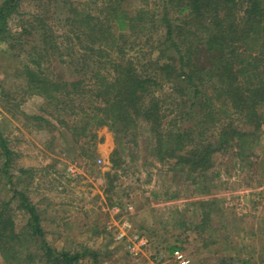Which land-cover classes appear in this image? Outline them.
I'll list each match as a JSON object with an SVG mask.
<instances>
[{"label": "rangeland", "instance_id": "1", "mask_svg": "<svg viewBox=\"0 0 264 264\" xmlns=\"http://www.w3.org/2000/svg\"><path fill=\"white\" fill-rule=\"evenodd\" d=\"M83 1L24 0L20 15L8 23L12 38L0 41V138L13 153L10 165L0 170V198L14 195L16 229L23 230L29 218L20 208L22 194L40 214L46 244L79 253L75 264H181L171 247H180L187 264H264V124L255 143L249 139L240 151L227 146L216 152L213 167L197 176L174 159H158L147 125L134 136L87 123L84 109L95 110L89 92H71V100L64 96L67 89L56 91L64 103L29 94L22 74L26 64L37 62L54 82L81 76L86 84L93 60L103 61L76 36L59 38L60 45H53L62 54L48 56L36 32L24 33L38 13L56 34L69 33L68 4ZM95 1L84 9L96 8ZM119 4L133 9L136 1ZM154 40H129L128 55L138 69L158 56L150 51ZM195 46L193 67L208 68L217 52ZM75 57L84 66L77 67Z\"/></svg>", "mask_w": 264, "mask_h": 264}, {"label": "trees", "instance_id": "2", "mask_svg": "<svg viewBox=\"0 0 264 264\" xmlns=\"http://www.w3.org/2000/svg\"><path fill=\"white\" fill-rule=\"evenodd\" d=\"M23 1L0 0V41L12 38L8 23L20 15ZM92 1L68 4L69 33L56 34L39 13L24 33L36 32L42 53L48 56L62 54L61 47L53 45L56 41L60 45L59 38L70 41L76 36L81 43H90L87 50L103 61L93 60L96 69L92 66L94 73L86 84L81 76L54 82L37 62L26 64L22 74L28 78L29 94L64 103L56 91L67 89L64 96L71 100V92L75 96L89 92L95 110L84 109L87 123L100 122L134 136L147 125L158 159H174L175 165H187L197 176L213 167L216 152L227 146L240 151L249 139L255 143L264 124V0H135L133 9L122 8L121 0H96V8L86 11ZM147 37H155L150 51L162 62L155 59L138 69L127 45L132 38L141 43ZM191 41V47H185ZM195 45L217 52L208 68L193 67ZM72 61L84 66L79 58ZM196 71H205L204 77ZM0 149L4 156L0 170H6L13 153L2 137ZM20 197V208L29 212L23 230L16 229L13 219L14 195L7 201L0 198L3 263L75 264L81 255L50 248L43 239L38 210ZM177 250L180 247L170 248Z\"/></svg>", "mask_w": 264, "mask_h": 264}, {"label": "built area", "instance_id": "3", "mask_svg": "<svg viewBox=\"0 0 264 264\" xmlns=\"http://www.w3.org/2000/svg\"><path fill=\"white\" fill-rule=\"evenodd\" d=\"M173 255L176 259L181 260V262H180L181 264H187L188 263V261L185 260L183 253L179 252L178 250L174 251Z\"/></svg>", "mask_w": 264, "mask_h": 264}]
</instances>
